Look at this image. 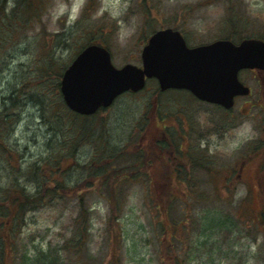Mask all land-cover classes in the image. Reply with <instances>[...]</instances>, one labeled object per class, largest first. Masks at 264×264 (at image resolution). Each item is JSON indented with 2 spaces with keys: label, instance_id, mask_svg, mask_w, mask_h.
Segmentation results:
<instances>
[{
  "label": "rangeland",
  "instance_id": "obj_1",
  "mask_svg": "<svg viewBox=\"0 0 264 264\" xmlns=\"http://www.w3.org/2000/svg\"><path fill=\"white\" fill-rule=\"evenodd\" d=\"M87 1L52 0L44 16L48 29L61 31L74 26ZM147 1L152 11L146 18L144 0L95 2L96 10L89 21L107 24L105 42H100L109 48L117 67L128 62L141 66L142 49L149 36L160 28L174 27L175 18H178L177 29L190 46L227 37L223 33L227 26V0L202 5V0ZM233 1L239 2L242 9L249 27L246 33L264 34V0ZM234 37L229 38L239 41ZM78 40H82L80 36ZM76 49L75 44L63 48L59 57L62 61L71 56L73 59L81 48ZM34 50L35 47L20 43L8 54L9 63L0 75L1 101L18 87L22 70L29 75L34 73ZM239 77L251 87V93L239 98L231 109L200 102L190 93L177 89L162 91L155 103L158 82L153 78L143 90L121 95L99 113L106 134L99 141L95 138L86 141L78 149L77 161L91 162L97 150L99 156L121 153L112 163L119 172L129 169L131 175L129 182L123 183L125 198L118 221L122 232L118 251L113 250L106 236L109 207L104 198L105 189H96L89 199L91 225L85 245L86 264H113V252L119 255L120 264H162L164 234L159 218L169 194L177 196L174 216L179 219L186 213V226L180 227L172 251L181 259L179 264H264V226L263 222H257L259 212L264 210V159L262 149L253 151L257 146L264 149L261 140L264 98H260L262 89L257 73L242 70ZM34 88L30 84V91ZM23 102L21 118L10 142L22 151L21 161L25 165L48 154L45 145L53 132L36 101L24 96ZM94 120L90 122L92 126ZM145 123L152 127L141 130ZM143 135L145 139L140 144ZM160 139L167 144L172 139L174 146L170 144V147L174 151L163 148ZM193 150L202 159L190 170L193 178L179 180L174 172L176 163L181 166V158L189 161L196 156ZM139 152L145 153L140 164L134 160ZM72 170L66 177L67 183L83 177L79 168ZM4 175L0 166V181ZM114 176L113 172L107 176L110 187H114ZM189 181L196 184L194 192L187 191ZM97 184L101 185L102 179ZM191 193L193 197H188ZM159 201H162L161 210ZM77 211L73 200L64 199L29 212L19 235L29 249L28 254L32 255L39 247L54 249L53 255L60 256L56 249L60 250L63 240L71 235ZM173 260L170 257L168 264H173Z\"/></svg>",
  "mask_w": 264,
  "mask_h": 264
},
{
  "label": "trees",
  "instance_id": "obj_2",
  "mask_svg": "<svg viewBox=\"0 0 264 264\" xmlns=\"http://www.w3.org/2000/svg\"><path fill=\"white\" fill-rule=\"evenodd\" d=\"M216 1L202 0L200 3L202 5ZM95 2L96 0L87 1L74 26L63 28L61 31H50L44 16L51 7L52 0H0V75L6 69L9 63L8 54L15 45L25 43L27 46L35 47L32 52L35 64L34 73L29 75L28 72L22 70L18 87L14 88L3 101L0 99V166L5 171L4 179L0 181V264H15L16 261L18 264H69L71 262L72 264H86L87 249L85 245L91 225L88 201L95 195L96 189L102 188L105 189L104 198L109 207L106 236L108 240H111L114 251H118L120 246L122 232L118 221L125 198L123 183L129 182L127 180L130 179L131 172L129 169L119 172V169L114 167L112 162L121 156V153L117 152L99 156L98 152L100 153V151L97 150L91 162L77 161L78 149L86 141L94 138L99 141L106 134L104 123L99 118V113L103 109L101 108L91 115L77 113L66 105L60 91L62 72L72 56L69 60L62 61L59 51L74 44L77 51L87 43L105 42L103 35L107 30V24L89 21L92 13L96 10ZM143 4L146 5L143 10L146 18L150 16L152 8L147 0H144ZM238 5L239 2L227 0L225 17L227 26L223 32L224 35L231 38L235 36L238 39L245 36L264 39L262 33L255 31L246 33L249 27L242 15V9ZM185 19H181L182 23ZM172 23L175 28L179 27L178 18H175ZM76 30L78 32L81 30V33H77ZM97 33H100L101 36L98 37ZM79 36L81 41L78 40ZM30 84H33V88L35 87L32 91H30ZM161 92L162 90L158 87L155 91V103ZM24 96L36 101L46 123H49L50 130L53 132L52 137L45 145L48 154H43L25 165L21 161L22 151L10 142L11 134L21 118ZM153 112L159 118L157 110L154 109ZM92 119H95L93 126L90 123ZM155 123L158 121L156 120ZM146 125L147 123L141 127V130H148L152 127L151 124L149 127ZM144 139L143 135L139 139L140 144ZM159 142L163 148L169 147L167 149L174 151L170 147V144L174 146L172 139L168 144L164 139H160ZM260 149H262L260 153L264 159L262 147H254L253 151L259 152ZM176 156L178 157V151ZM142 159H145L143 152H139L134 157L138 164L143 162ZM201 159L202 157L198 158L197 154L190 157L189 161L181 158L183 162L181 166L176 163L175 175L179 180L193 178L194 173H191L190 170L193 164L199 165ZM75 168H79L83 172V177L74 183H67V175ZM112 172L115 174L113 177L115 179L114 187L109 186L107 178V176H112ZM98 179H102L101 185L97 184ZM103 180L105 181L103 182ZM188 183L190 188L187 191L193 190L192 192H194L196 184H191L190 181ZM187 196L193 197V194ZM175 198H177L176 195L169 194L163 206L162 218H159L164 234L162 264H168L167 261L170 257L175 259L173 264L181 262L179 256H175L172 251L176 248L177 233L180 227L186 226L187 220L185 211L182 218L177 219L174 216ZM64 199L73 200L77 204L78 211L74 218V229L71 235L63 240L60 250L56 249L60 252V256L53 255L54 249L45 250L39 247L35 248L32 255L28 254L29 249L19 237L27 214ZM159 207H162V201H159ZM159 210L161 209L159 208ZM257 219V222H263L264 226V210L259 212ZM61 251L64 252V255ZM111 257L115 260L113 264H120L117 253L113 252ZM110 261L112 262V260Z\"/></svg>",
  "mask_w": 264,
  "mask_h": 264
},
{
  "label": "water",
  "instance_id": "obj_3",
  "mask_svg": "<svg viewBox=\"0 0 264 264\" xmlns=\"http://www.w3.org/2000/svg\"><path fill=\"white\" fill-rule=\"evenodd\" d=\"M141 57L142 66L128 62L117 67L104 45H86L61 78L67 106L81 114H92L109 106L121 93L142 89L147 78L155 77L162 90L186 88L203 100L230 108L236 95L250 92L239 71L264 69V40L218 38L189 46L180 30L165 27L150 36Z\"/></svg>",
  "mask_w": 264,
  "mask_h": 264
},
{
  "label": "flooded vegetation",
  "instance_id": "obj_4",
  "mask_svg": "<svg viewBox=\"0 0 264 264\" xmlns=\"http://www.w3.org/2000/svg\"><path fill=\"white\" fill-rule=\"evenodd\" d=\"M249 71H252V72H254L255 74L257 73L258 74V72H257V70L256 69H249ZM259 75V74H258ZM259 79H260V77H259ZM260 88L262 89V94H260V98H261V96H262V98H264V82H263V80H261L260 79ZM188 93H190V92H188ZM193 97H194V95L192 94V93H190ZM242 96H236L235 97V102H237L238 101V99L239 98H241ZM195 98V97H194ZM195 99H197V98H195ZM198 101H200V102H206V101H202V100H200V99H197ZM207 103H209V102H207ZM213 104V103H212ZM258 104H261L260 102H258ZM263 108H264V105H263ZM262 142H264V135L262 136Z\"/></svg>",
  "mask_w": 264,
  "mask_h": 264
}]
</instances>
